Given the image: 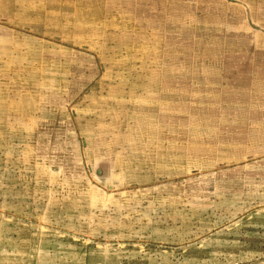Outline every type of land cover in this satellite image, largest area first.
Returning a JSON list of instances; mask_svg holds the SVG:
<instances>
[{"label":"rangeland","instance_id":"rangeland-1","mask_svg":"<svg viewBox=\"0 0 264 264\" xmlns=\"http://www.w3.org/2000/svg\"><path fill=\"white\" fill-rule=\"evenodd\" d=\"M0 264H264V0H0Z\"/></svg>","mask_w":264,"mask_h":264}]
</instances>
